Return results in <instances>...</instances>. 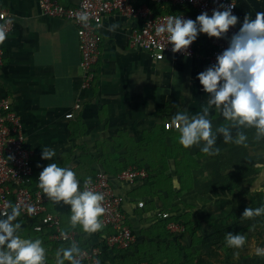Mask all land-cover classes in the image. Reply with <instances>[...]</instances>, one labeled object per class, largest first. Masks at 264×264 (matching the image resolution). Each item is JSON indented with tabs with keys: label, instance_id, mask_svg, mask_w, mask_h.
<instances>
[{
	"label": "crops",
	"instance_id": "0c3cea01",
	"mask_svg": "<svg viewBox=\"0 0 264 264\" xmlns=\"http://www.w3.org/2000/svg\"><path fill=\"white\" fill-rule=\"evenodd\" d=\"M59 1L66 6L77 3V0ZM132 1L137 6L149 7L153 0ZM235 1L240 24L246 15L254 18L257 12H264V0ZM0 8L8 10L13 23L2 42L5 57L0 66V98L10 99L20 117L26 144L33 153L34 186L39 187L43 167L53 162L70 167L81 188L85 178L93 177L97 171L114 176L129 166L144 163L140 167L150 172L153 169L152 178H159L146 186L144 194L151 191L159 195L148 203L140 185L123 187L128 197L124 213L136 235L130 255L137 252L141 259L152 258L156 264H190L186 255H178L174 245H179L188 251L195 248L203 263L218 256L224 261L232 259V264H240L239 260L250 264L251 251L257 246L264 247V215L248 219L242 218V214L245 208L264 205V141L256 149L248 145L243 156L236 143H228L219 154L205 158L204 168L207 162H215V183L220 189L202 205L196 199H188L187 211L197 218L199 230L182 237H169L165 229L156 227L157 212L165 211L167 194L184 193L187 177L196 176L193 170L191 174L178 171L176 162L180 156L170 149L176 147L175 135L179 132L167 131L163 124L179 111L186 109L191 117L202 113L207 106V94L196 79L207 68L204 60L207 54L197 49L194 57L169 54L161 61H154L146 51L130 45L131 35L143 27V18L111 13L101 28L103 41L97 76L90 88H83L79 37L74 22L45 15L39 0H0ZM112 24L118 25L115 31H109ZM76 103L81 107L74 108ZM71 111L74 116L66 117ZM209 119L214 130L224 126V118L215 107L209 109ZM43 147L55 150L53 160L41 158ZM188 156V160L195 156L194 151ZM226 177L229 185L223 183ZM207 182L200 181L198 186L203 188L200 195L209 194ZM141 199L146 202L144 208L137 205ZM170 203L179 208L175 214L179 215L183 209L180 201ZM48 206L60 216L63 229L76 234L77 245L89 248L105 241L104 228L88 234L79 225L72 227L69 205L55 204L49 198ZM18 220L22 224V236L43 242L46 264H55L56 251L70 246L51 242L38 234L22 215ZM229 232L245 236L243 248L227 246L225 237ZM160 235L166 238H159ZM149 243L162 245L146 256ZM116 255L113 252L111 258L123 264L122 257L117 259ZM102 262L111 264L106 257Z\"/></svg>",
	"mask_w": 264,
	"mask_h": 264
},
{
	"label": "clouds",
	"instance_id": "9594fccd",
	"mask_svg": "<svg viewBox=\"0 0 264 264\" xmlns=\"http://www.w3.org/2000/svg\"><path fill=\"white\" fill-rule=\"evenodd\" d=\"M234 5L219 4L199 14L195 20L185 19L181 15L169 16L166 23L157 28L158 33H167L168 43L173 52L186 51L198 39L200 34L210 38L226 39L228 46L216 57V62L197 74L203 91L207 94V106L202 113L189 116L186 109L177 112L171 123L179 132L178 143L185 149L202 145L201 152L217 155V134L223 136L224 143L246 145L247 135L241 129L254 128L256 139L264 138V12H257L252 18L245 16L241 27L228 37L230 27L238 23L233 14ZM80 22L87 23V11L78 15ZM117 24H112L109 31H115ZM6 39V33L0 31V43ZM219 110L229 127L220 126L213 130L209 119V109ZM235 128V137L231 129ZM56 156L54 149L43 147L41 158L51 161ZM91 177L84 180V187L76 173L70 167L49 163L39 174L38 186L55 204L63 202L69 205V219L72 227L79 225L88 234L103 229L100 217L105 213L104 195L89 189ZM173 186H177L175 179ZM31 211V209H29ZM20 204L10 207V211L0 214V264H46V248L40 239L22 236ZM264 215V205L257 208H245L242 218H254ZM243 234L227 233V246L241 249L245 244ZM79 246L72 242L67 248H60L55 253V264H81L78 257ZM238 252L235 255L238 256ZM255 255L264 258V247L257 246Z\"/></svg>",
	"mask_w": 264,
	"mask_h": 264
},
{
	"label": "built area",
	"instance_id": "2783aa9c",
	"mask_svg": "<svg viewBox=\"0 0 264 264\" xmlns=\"http://www.w3.org/2000/svg\"><path fill=\"white\" fill-rule=\"evenodd\" d=\"M158 4H171L176 7L188 6L198 16L204 11L211 15L212 9L219 4L234 5L232 11L236 15L237 2L235 0H153ZM42 12L51 17H60L74 22L77 26L79 47L81 52L80 67L82 70V87L90 88L97 76V64L99 62L103 41L101 28L104 20L111 13H120L126 17H141L144 20L143 27L134 32L130 37V45L133 49L144 50L154 61H161L167 55H182L194 57L197 55L196 41L186 51L173 52L172 45L168 43L167 33H158V27L166 23L169 16L181 15L185 19L196 18L187 12H165L155 14L148 6H135L132 0H77V3L63 5L59 0H39ZM87 11L89 20L80 22L78 15ZM241 27L240 23L230 27L228 37ZM13 28L9 12L0 8V31L8 34ZM212 49L204 56V60L210 65L216 62V57L227 46L226 39L210 38ZM5 51L0 43V66L4 62ZM81 107L76 103L74 108ZM73 111L66 114L72 118ZM172 120V119H171ZM171 120L164 122L166 130L176 129ZM33 153L26 144V135L18 114L13 110L10 99L0 98V214L10 211L11 206L20 204L21 215L29 220L35 231L50 232L52 241L75 242L76 234L67 232L62 227V221L58 214L49 209V198L42 189L33 184ZM151 173L146 167L132 165L118 174L111 176L104 171H97L91 177L92 183L89 189L104 195L103 207L105 213L100 219L105 228H110L111 233L106 234V244L110 248L126 249L135 245L136 235L127 222L124 213V205L128 200L124 192L125 186H137L148 182ZM84 187V182L82 188ZM144 208L145 200L137 203ZM31 209V211H29ZM163 218H171L167 211L157 212ZM167 228L173 233L183 232L184 226L176 221H170ZM102 254L101 246H92L81 249L78 257L81 264H98ZM133 264H156L146 260L136 261Z\"/></svg>",
	"mask_w": 264,
	"mask_h": 264
},
{
	"label": "trees",
	"instance_id": "16d2710c",
	"mask_svg": "<svg viewBox=\"0 0 264 264\" xmlns=\"http://www.w3.org/2000/svg\"><path fill=\"white\" fill-rule=\"evenodd\" d=\"M134 5L137 6V4H135V3H134ZM149 7L155 14L165 13V12L185 11V12L190 13L191 15H193L195 18L197 17L196 13L194 11H192L188 6H182L181 8H177L176 6H173V5L158 4V3L154 2V1H152L151 4L149 5ZM197 49H202L203 52H205L207 54L212 49V45L210 43V37H208L206 34H200L198 36V39H197V42H196V50ZM205 63H206V67L207 68L209 66H211L208 61H205ZM164 129H165V127H164ZM177 162H176V165L178 166ZM138 165L139 166H143L144 163H139ZM153 171L154 170L151 169V172H150L151 173V179H149L147 183L140 185V189L142 190V193H143L142 196L146 197L148 203L149 202L151 203L153 200H155L154 198H156V196L159 195L158 193H153L151 191H149V193L147 192L146 194H144V192L146 191V186L150 185L151 182H156V181L159 180V178H157V177L156 178H152V177H154ZM179 172L181 174V171H179ZM173 195H175V196H173ZM179 195H180V193H177V194L168 193L167 194V197L164 199L165 201H164L163 210H165L167 212H173V215H172L171 218H168V219L159 216V219H158L159 223H158V225H156V227H158V228L165 229V231L167 232V234H165V235H168L169 237L170 236L174 237L175 235H178V236L182 237L187 232L192 231V233H193V232L199 230V228H200L199 222H197V218H193L192 215L190 214V212L187 211L188 206L185 205L184 201H182V202L180 201V205L184 203V206H181V207H183V209H180L181 213L179 215H175V214L178 213L177 209H179V208H177L176 206H172L171 205L170 201H172L171 200L172 198H170V196H173V198H176V200H177L180 197ZM168 205H170L169 208L167 207ZM171 220L181 223L182 226H184L183 232H179L178 234L171 232L167 228V225H168V223ZM30 226L34 230V227H33L34 225L32 223H31ZM103 228L106 231L105 235L112 232V230L110 228H105V227H103ZM36 232L38 234L44 235L46 238H49V241L56 242V241L50 240V232L48 230L41 231V232L36 231ZM133 232H134V230H133ZM159 238H166V237H163L162 235H160ZM58 242H60V243H68L69 245H71V243H72L71 241H58ZM152 245H153L154 249L152 248ZM161 245H162L161 243H149L150 249H146V252H147L146 256L154 254L153 252H155V250H159ZM78 246H79L80 249L88 248V247H85L84 245H78ZM99 246H101V248H102V254L99 257L98 264H105V263L102 262V259L104 257L108 258L110 260L111 264H117L116 260L111 258L113 252L115 254H117L116 255V256H118L117 259L118 258L120 259L122 257L123 264H127L129 261L131 262V264H133L136 261L144 260V259H141L140 254H137V252L135 253L136 255H133V253L131 255L129 254L130 250H132L134 246H132L130 248H126V249L115 248V247L110 248L106 244V241H102L99 244ZM174 247L176 248V251L178 252L179 256L186 255L185 256L186 257V261H188L190 264H203V260H202L201 256L197 255L198 253L196 252L195 248H193L191 251H188L187 249H184V248H182L179 245H174ZM148 261L152 262V263H155L152 258H150Z\"/></svg>",
	"mask_w": 264,
	"mask_h": 264
},
{
	"label": "rangeland",
	"instance_id": "374dc122",
	"mask_svg": "<svg viewBox=\"0 0 264 264\" xmlns=\"http://www.w3.org/2000/svg\"><path fill=\"white\" fill-rule=\"evenodd\" d=\"M224 126L225 127H229L230 126V122L226 121L224 119ZM214 130V129H213ZM242 131H244L247 135V142L246 145H240L237 144L236 146H238L241 155H245V149L248 145V147L252 148L254 147L259 148L263 145V141L264 138L257 140L256 139V130L254 128H247V129H241ZM233 136L235 137L236 132H234L233 129H231ZM176 140L178 141L179 139V134L175 135ZM249 143V144H248ZM228 143H224L223 142V136L221 134H217V144L216 147H218L219 149L224 148L223 146H226ZM202 146L200 145H196L193 146L191 148H187L185 149L184 147H182L178 142L176 144V147H172L170 150H172L174 153H177L180 157L178 158V170L182 171L185 174V171H187V174H191L192 170L193 173L196 174V176L193 175V177L188 176V180L187 183L185 184V187L183 189L184 193L180 194L179 196V201H184L186 206H189V200L188 199H196L198 200V202L202 205L204 202H206V200L214 198L217 194H216V189H220V187L218 185H216L215 183V176H214V170H215V162L214 161H210L206 163V168L203 167V164L205 162V158L210 155L204 154L203 152H201L200 148ZM199 149V151H198ZM194 151V155L193 157L190 158V160H188V155H191V152ZM185 158H181L184 157ZM187 159V160H186ZM225 163V162H224ZM155 169V168H154ZM157 172V170H156ZM163 174V172H162ZM164 175V174H163ZM225 176V175H224ZM229 178H225L223 180V183L225 185H229L230 180H228ZM228 180V181H227ZM200 181H202L203 183L208 181L209 187H207L210 191L208 192L209 194H204L202 193V195H200V191L203 190V188L198 186ZM227 181V182H225ZM207 182V183H208ZM189 186H188V185ZM155 188V187H154ZM157 188H155L154 190H156ZM175 196V195H173ZM173 196H170V198H172L171 200H176V198H173ZM201 197V199H200ZM184 203L181 204L180 206H184ZM188 203V204H187ZM255 244V242H254ZM251 254H253V260L250 261V264H264V258L261 257H257L255 255V249L253 251H251ZM196 257V256H195ZM242 260H239L240 264H244V262H241ZM237 262V261H235ZM203 264H232V259H227L224 261V259H220L218 256L215 258H211V260H208L207 262L203 263Z\"/></svg>",
	"mask_w": 264,
	"mask_h": 264
}]
</instances>
